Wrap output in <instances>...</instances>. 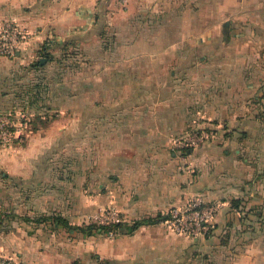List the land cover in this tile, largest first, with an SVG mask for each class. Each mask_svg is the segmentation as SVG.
Here are the masks:
<instances>
[{"label": "crops", "instance_id": "0c3cea01", "mask_svg": "<svg viewBox=\"0 0 264 264\" xmlns=\"http://www.w3.org/2000/svg\"><path fill=\"white\" fill-rule=\"evenodd\" d=\"M100 1L0 0V21L14 19L29 32L17 56L0 55L1 106L21 96L13 85L22 74L40 71L31 64L48 41L54 45L70 32L95 29ZM201 1L233 32H264V0H163V10L198 11ZM89 44L98 42L89 38ZM116 44L130 49L136 42ZM105 59L113 61L101 63V84L82 87L78 104L43 111L47 127L31 130L17 151V167L5 172V180L15 183H1L0 198L7 202L10 190L15 199L13 206L2 200L0 206L14 207L15 214L0 224V257L16 255L24 264H264V119H252L255 142L223 134L187 152L172 148L173 137L195 123L229 129L253 124L247 119V58ZM73 143L85 161L74 169ZM254 143L255 150L247 151ZM59 156L67 166H55ZM195 195L220 203L207 235L179 234L161 221L113 237L86 225L88 213L110 204L132 223Z\"/></svg>", "mask_w": 264, "mask_h": 264}, {"label": "rangeland", "instance_id": "374dc122", "mask_svg": "<svg viewBox=\"0 0 264 264\" xmlns=\"http://www.w3.org/2000/svg\"><path fill=\"white\" fill-rule=\"evenodd\" d=\"M200 3L201 7L195 11L191 8L163 10L165 6L163 0H103L100 1L101 8L97 12L98 24L91 33L70 32L57 39L55 46L50 45L48 41L49 44L39 51L41 57L47 58L46 62L37 66L31 64L40 71L32 70L22 74L20 80L13 85L14 90L21 92V96L17 101H14L13 96L3 103L5 104L3 107L0 104V113L8 114L16 123L13 126L15 136L11 143L0 144V184L15 183L13 177L5 180L4 174L17 167L19 160L17 151L20 150L21 144L27 141L31 130L40 128L41 125L47 127L48 119L43 111L47 112L48 107L53 109L51 106L56 104L80 103L79 92L82 87L90 90L95 88L97 82L101 84L103 81L101 67L111 66L110 62L113 61L106 60L107 57L218 55L247 58L249 81L247 119L253 124L249 127L242 126V129L215 128L207 125L204 130L209 137L214 133L220 136L232 134L245 143L255 142L253 120L264 119V32L250 31L248 28L233 32L230 25L226 29L223 17L209 14L207 2ZM175 11H178V14H175ZM7 19L4 18L0 23ZM89 38L93 42L97 40L98 45L89 44ZM125 41L136 44L130 49L127 48V44L120 46L116 44ZM97 69L100 76L98 79ZM240 101L244 103L243 97ZM240 101L237 100L234 104L237 109L241 105ZM26 104L31 106L29 111H23ZM79 145L72 144L73 158L70 166L73 169L85 163L83 157L80 158L82 152H79ZM248 147H253L246 149L253 152L255 143ZM25 165H30L29 160L25 161ZM55 166L59 168L67 166L62 156L55 159ZM8 195L7 202L4 197L0 200L3 206L10 207L14 205L15 192L9 190ZM3 206H0L2 215L9 214L7 218H12L13 213L15 214L14 207L7 211ZM170 209L164 213H168ZM163 225L171 229L167 223Z\"/></svg>", "mask_w": 264, "mask_h": 264}, {"label": "built area", "instance_id": "2783aa9c", "mask_svg": "<svg viewBox=\"0 0 264 264\" xmlns=\"http://www.w3.org/2000/svg\"><path fill=\"white\" fill-rule=\"evenodd\" d=\"M29 32L17 21L10 19L0 23V55L14 57L28 44ZM15 121L8 115L0 113V144L9 145L15 136L13 126ZM205 131L192 127L190 130L176 134L172 139L173 149L196 147L207 139ZM220 203L207 202L202 195H195L188 199L184 205L173 206L168 216L161 222L179 234L203 236L213 229V221L219 211ZM124 216L116 204L100 207L87 215L88 223L96 225H113L124 221ZM108 235L118 234L112 228ZM0 264H24L16 255L0 257Z\"/></svg>", "mask_w": 264, "mask_h": 264}, {"label": "trees", "instance_id": "16d2710c", "mask_svg": "<svg viewBox=\"0 0 264 264\" xmlns=\"http://www.w3.org/2000/svg\"><path fill=\"white\" fill-rule=\"evenodd\" d=\"M33 64H36V66L38 65V64H44V63H40V61L39 60H37L35 63H33ZM197 127L199 130H201V131H205L204 129H205V127L206 126H203V125H201V124H198V123H195V124H192V125H189L187 128H185V129H183V131L182 132H185V131H187V130H190L192 127ZM182 132H180V133H182ZM213 135H215V133L214 134H212L211 135V137H209V135H208V137H207V139L205 140V141H207V140H209L210 138H212L213 137ZM226 135H229V134H226ZM205 143V142H204ZM200 145H203V143L202 144H200ZM200 145H198V146H200ZM197 147V146H196ZM192 148H195V147H188V148H185V149H182V150H184V151H188V150H190V149H192ZM13 215H14V213H13ZM9 216V214H4V215H2V213L0 212V224L2 225V223L5 221V219L7 218ZM168 216V213H161L159 216H157L156 218L155 217H144V218H142V219H139V220H136V221H133L132 223H128V222H126V221H121V222H119V223H115V224H113V225H109V226H105V225H96V224H94V223H88V224H86L87 225V228H89L90 230H92V229H100V230H103V231H105V232H108V230L109 229H112V228H114V229H116L117 230V232L118 233H122V232H132V231H134L135 229H137L140 225H142V224H146V223H155V222H160L162 219L164 220L166 217ZM214 229V228H213ZM213 229H212V231H213ZM99 264H106V262L103 260V261H99L98 262Z\"/></svg>", "mask_w": 264, "mask_h": 264}, {"label": "water", "instance_id": "95a60500", "mask_svg": "<svg viewBox=\"0 0 264 264\" xmlns=\"http://www.w3.org/2000/svg\"><path fill=\"white\" fill-rule=\"evenodd\" d=\"M227 26H228V22L225 23V27H226V29H227ZM46 60H47L46 57H40V59H39L40 63H45Z\"/></svg>", "mask_w": 264, "mask_h": 264}]
</instances>
